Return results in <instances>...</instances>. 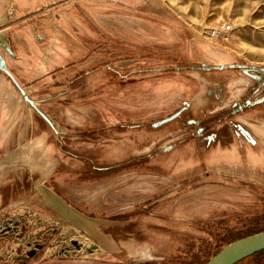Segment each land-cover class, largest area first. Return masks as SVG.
Wrapping results in <instances>:
<instances>
[{"label":"rangeland","instance_id":"rangeland-1","mask_svg":"<svg viewBox=\"0 0 264 264\" xmlns=\"http://www.w3.org/2000/svg\"><path fill=\"white\" fill-rule=\"evenodd\" d=\"M7 1L0 264H204L264 231V0Z\"/></svg>","mask_w":264,"mask_h":264},{"label":"water","instance_id":"water-1","mask_svg":"<svg viewBox=\"0 0 264 264\" xmlns=\"http://www.w3.org/2000/svg\"><path fill=\"white\" fill-rule=\"evenodd\" d=\"M223 68V65L218 66V69ZM0 69L9 74V71L7 70L4 60L1 56ZM38 112L44 119L50 122L43 113H41L39 110ZM72 244L77 249L80 248V245L76 241H72ZM95 247V245H92L91 247L85 249L87 252H92ZM261 251H264V231H260L230 242L204 264H236L243 259L255 255Z\"/></svg>","mask_w":264,"mask_h":264},{"label":"built area","instance_id":"built-area-1","mask_svg":"<svg viewBox=\"0 0 264 264\" xmlns=\"http://www.w3.org/2000/svg\"><path fill=\"white\" fill-rule=\"evenodd\" d=\"M232 30L233 28L231 24L222 23L218 26L208 29L207 37L212 40L227 41Z\"/></svg>","mask_w":264,"mask_h":264},{"label":"flooded vegetation","instance_id":"flooded-vegetation-1","mask_svg":"<svg viewBox=\"0 0 264 264\" xmlns=\"http://www.w3.org/2000/svg\"><path fill=\"white\" fill-rule=\"evenodd\" d=\"M49 195L45 194L47 203L54 205L56 208H58L62 212L69 213V211L66 210L65 206L62 203H60L58 200H56L53 195H51V196H49ZM37 246H39V248H40V245H37Z\"/></svg>","mask_w":264,"mask_h":264},{"label":"crops","instance_id":"crops-1","mask_svg":"<svg viewBox=\"0 0 264 264\" xmlns=\"http://www.w3.org/2000/svg\"><path fill=\"white\" fill-rule=\"evenodd\" d=\"M7 0H0V6H3L4 8L7 9L8 11V8H11V2L9 3L8 1L6 2ZM16 4H21L22 2H25L27 0H13Z\"/></svg>","mask_w":264,"mask_h":264},{"label":"trees","instance_id":"trees-1","mask_svg":"<svg viewBox=\"0 0 264 264\" xmlns=\"http://www.w3.org/2000/svg\"><path fill=\"white\" fill-rule=\"evenodd\" d=\"M262 229H254L251 233H257V232H260ZM233 241V240H232ZM232 241H230V242H232ZM229 242V243H230ZM229 243H227V244H229ZM226 244V245H227ZM253 256V255H252ZM252 256H249V257H247V258H245V259H243L242 261H244V260H246V259H248V258H250V257H252ZM242 261H240V262H238V263H236V264H239V263H241Z\"/></svg>","mask_w":264,"mask_h":264},{"label":"bare ground","instance_id":"bare-ground-1","mask_svg":"<svg viewBox=\"0 0 264 264\" xmlns=\"http://www.w3.org/2000/svg\"><path fill=\"white\" fill-rule=\"evenodd\" d=\"M42 191H43L44 193H47V194H48V192H47L45 189H43V188H42Z\"/></svg>","mask_w":264,"mask_h":264}]
</instances>
